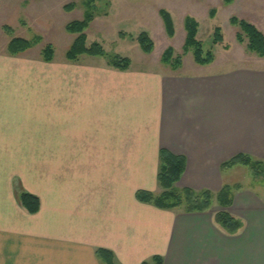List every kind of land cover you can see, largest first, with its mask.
Masks as SVG:
<instances>
[{"label": "crops", "instance_id": "1", "mask_svg": "<svg viewBox=\"0 0 264 264\" xmlns=\"http://www.w3.org/2000/svg\"><path fill=\"white\" fill-rule=\"evenodd\" d=\"M26 52L0 55V264H101L98 249L117 264H264V197L234 191L238 234L214 222L215 195L237 184L226 179L238 166L221 164L264 161L262 66L121 70L92 56L52 66ZM161 149L185 158L177 187L209 190L210 209L137 199L161 192ZM22 193L38 198L37 212Z\"/></svg>", "mask_w": 264, "mask_h": 264}, {"label": "rangeland", "instance_id": "2", "mask_svg": "<svg viewBox=\"0 0 264 264\" xmlns=\"http://www.w3.org/2000/svg\"><path fill=\"white\" fill-rule=\"evenodd\" d=\"M83 2L84 0H0V55L9 56L7 45L13 37L31 39L38 35L41 41L27 50L26 58L40 62L42 49L50 44L54 49L52 66L68 63L65 53L75 36L65 31V25L83 17ZM70 3H74L76 7L67 12L63 7ZM160 9L168 11L172 17V36L166 31L159 14ZM211 9L216 10L213 19L209 17ZM95 14V19L85 31L87 42H99L107 55L129 57L134 67H162L163 72L167 66L163 64L161 57L171 47L174 56H182L183 66L177 70L167 68L177 72L192 71L195 65L192 52H183L186 37L184 17L189 15L198 22L197 38L202 42L204 51L213 52L217 67L250 64L264 69V57L249 53L245 47L246 42L237 41L239 28L230 24V18L235 16L254 24L264 35V0H233L230 4H225L224 0H96ZM215 26L221 28L223 41L213 45ZM143 31L148 33L153 42V50L149 54L143 52L134 40ZM88 58L93 59L86 55L78 59L82 61ZM103 59L107 62L106 58ZM60 78H63V74ZM31 156L35 155H24L25 161ZM41 157L43 159L47 155ZM226 182L249 187L264 197V176H254L247 166L240 165L232 170L227 174Z\"/></svg>", "mask_w": 264, "mask_h": 264}, {"label": "trees", "instance_id": "3", "mask_svg": "<svg viewBox=\"0 0 264 264\" xmlns=\"http://www.w3.org/2000/svg\"><path fill=\"white\" fill-rule=\"evenodd\" d=\"M233 0H224L225 4H230ZM83 5L85 11L83 17L74 20L65 25V31L75 36L65 53L68 61H77L81 56L103 57L107 59V64L121 70H126L131 63L127 56L119 54L107 55L103 46L97 42H87L86 29L90 26L96 17V0H84ZM74 3L67 4L63 9L67 12L74 10ZM159 14L163 20L166 31L170 36L174 33V24L170 13L164 9L159 10ZM216 10L209 11V17L213 19ZM230 24L237 26L239 32L236 34L239 43L246 42V50L258 57H264V35L252 23L239 19L235 16L230 18ZM184 28L186 31L183 52H192L193 60L196 65L206 66L214 61V55L211 50L204 51L202 42L197 38L198 22L195 18L186 15L184 17ZM212 44L216 45L223 41V34L219 26L213 28ZM134 40L139 44L141 50L147 54L153 50V42L147 32L143 31L135 36ZM41 41V37L36 35L31 39L13 37L8 45L7 52L11 56L24 53L30 48L36 46ZM42 60L44 62H52L54 58V49L52 45L47 44L42 49ZM164 65L177 70L182 65V56H174V50L167 48L161 57ZM160 166L157 174V184L161 189L159 194L149 191L140 190L136 193L139 201L152 204L160 209L177 210L182 209L185 212H204L210 209L214 194L209 190L196 191L187 187L179 188L177 183L180 181L184 173L186 160L183 156L174 155L166 149L159 152ZM247 166L252 174L256 177L264 176V161L256 160L246 154H238L221 164V172H226L235 166ZM242 188L240 184L227 185L224 184L220 191L215 195L218 205L222 210L214 214V222L216 225L228 235L238 234L243 228V222L232 215L228 208L232 204L233 193L235 190ZM21 205L29 213H35L39 209V200L36 196L29 193H22L20 196ZM97 257L101 264H117L114 261L113 254L105 249L96 251ZM142 264H162L160 257H153L151 262H143Z\"/></svg>", "mask_w": 264, "mask_h": 264}]
</instances>
